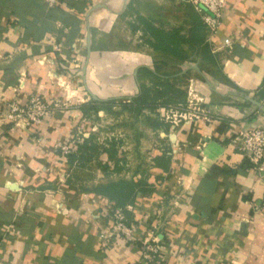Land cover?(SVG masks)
<instances>
[{
  "label": "crops",
  "instance_id": "0c3cea01",
  "mask_svg": "<svg viewBox=\"0 0 264 264\" xmlns=\"http://www.w3.org/2000/svg\"><path fill=\"white\" fill-rule=\"evenodd\" d=\"M135 6L0 0V105L35 96L70 105L33 129L0 118V264H139L145 230L165 264H264V174L230 144L237 127L264 130V0H225L206 53L196 48L182 61L160 60L147 45L122 49L120 23ZM160 62L185 76L184 102L194 83L213 122L172 128L120 107L139 94L138 70ZM109 100V111H81ZM80 133L88 149L70 165L55 147ZM121 182L135 186L112 198L125 201L135 242L112 234L115 201L101 194Z\"/></svg>",
  "mask_w": 264,
  "mask_h": 264
},
{
  "label": "built area",
  "instance_id": "2783aa9c",
  "mask_svg": "<svg viewBox=\"0 0 264 264\" xmlns=\"http://www.w3.org/2000/svg\"><path fill=\"white\" fill-rule=\"evenodd\" d=\"M208 31L214 37L219 29L225 12V0H188ZM44 4L52 8L59 0H43ZM224 46H229L230 41L224 40ZM192 81L187 88V99L184 104L158 107L155 116L163 124L172 128L193 122L209 124L214 118L211 111L205 107V100L195 92ZM70 107L67 101L52 99L45 100L32 97L25 105L15 101L0 105V118L26 129L38 128L58 112H63ZM86 138L83 133L72 136L68 140L56 145L55 149L62 158H67L76 152ZM230 144L235 150L246 157L251 168L257 174H264V130L261 127L236 128L231 137ZM112 234L125 242H135L136 226L127 220L123 210L111 209ZM139 264L164 263V249L160 240L151 230L142 232L139 238Z\"/></svg>",
  "mask_w": 264,
  "mask_h": 264
},
{
  "label": "trees",
  "instance_id": "16d2710c",
  "mask_svg": "<svg viewBox=\"0 0 264 264\" xmlns=\"http://www.w3.org/2000/svg\"><path fill=\"white\" fill-rule=\"evenodd\" d=\"M191 11V23L188 30V35L180 34L179 29L164 30L163 28L154 26L150 21L144 18L138 17V21L141 25L139 28L144 36H146L145 43L154 52H159L168 56L173 61H182L188 58V51L192 53L200 49L204 54L208 49V44L205 42V34L207 29L203 25L200 16H197ZM165 65L164 62H160ZM184 75L179 72L166 74L160 71V66H156L153 71L147 68H140L138 70L137 79L139 81V94L137 97L131 100L129 104H120V107L132 113L134 116L139 117L142 111H149L155 114V110L158 107L174 106L184 104V95L179 85L183 82ZM147 81V83H146ZM116 105L115 100H109L107 102L96 101L95 105L90 107H81V111L85 114L86 111H92L97 113L99 110L109 111ZM89 142L84 140L83 144L77 148V151L67 156V161L70 165L74 162L81 163L85 157V150L88 149ZM95 145L90 144L91 151ZM138 186V185H137ZM135 186L132 184H126L124 182L117 184H109L103 188L102 195H105L109 199L115 201L114 208H119L124 211L128 221L130 217L125 211L123 199H112L113 195H117L118 192L122 195L129 194ZM140 191V190H139ZM165 264V263H161Z\"/></svg>",
  "mask_w": 264,
  "mask_h": 264
},
{
  "label": "rangeland",
  "instance_id": "374dc122",
  "mask_svg": "<svg viewBox=\"0 0 264 264\" xmlns=\"http://www.w3.org/2000/svg\"><path fill=\"white\" fill-rule=\"evenodd\" d=\"M135 4V9L132 11L128 10L127 15L122 18L119 27L122 49L126 52L136 50L138 51L146 48L145 41H139L136 38V36H139L136 32V28H140L141 25L139 21L134 17V13L136 14V17L138 16L147 19L154 26L163 28L164 30L179 29L180 34L188 35V30L190 28V23L192 20L190 10L192 9L193 11V6L188 0H135ZM131 17L133 20L132 22L130 20ZM110 44L112 45V41L110 42ZM188 52L190 54L192 53L191 51ZM153 53H155V55H157V58H160V60L161 58L167 59L166 55H162L159 52L154 51ZM164 66L165 67L161 68V72H164L166 74L176 72L175 67H168V65ZM105 122L106 127L104 128L107 129H104L106 134L104 135V137L108 136L105 138L107 140H112L113 138L111 137V135H113V127L115 123L113 122L112 117L105 120ZM100 143L103 144V140H101Z\"/></svg>",
  "mask_w": 264,
  "mask_h": 264
},
{
  "label": "water",
  "instance_id": "95a60500",
  "mask_svg": "<svg viewBox=\"0 0 264 264\" xmlns=\"http://www.w3.org/2000/svg\"><path fill=\"white\" fill-rule=\"evenodd\" d=\"M196 69V68H195ZM255 105H257L258 107H260L261 108V106H259V104H257V103H255ZM262 110H264L263 108H261Z\"/></svg>",
  "mask_w": 264,
  "mask_h": 264
}]
</instances>
